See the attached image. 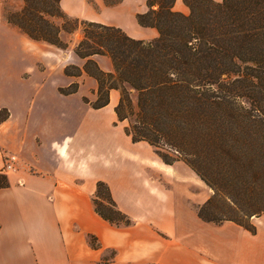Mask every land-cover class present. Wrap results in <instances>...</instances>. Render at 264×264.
<instances>
[{"label":"crops","instance_id":"crops-1","mask_svg":"<svg viewBox=\"0 0 264 264\" xmlns=\"http://www.w3.org/2000/svg\"><path fill=\"white\" fill-rule=\"evenodd\" d=\"M60 7L81 15L68 0ZM122 30L134 40L157 37L152 28ZM80 39L66 50L34 41L5 21L0 0V174L8 183L0 189V264H264V217L250 219L253 232L205 222L203 183L183 163L166 165L147 143L131 141L114 111L119 92L91 107L98 85L74 54ZM91 59L113 73L108 57ZM67 66L81 75H65ZM75 84V93L59 92ZM98 183L129 225L96 213Z\"/></svg>","mask_w":264,"mask_h":264},{"label":"trees","instance_id":"trees-1","mask_svg":"<svg viewBox=\"0 0 264 264\" xmlns=\"http://www.w3.org/2000/svg\"><path fill=\"white\" fill-rule=\"evenodd\" d=\"M13 1L22 7L4 10L5 21L34 41L66 50L61 33L80 30L74 54L97 82L93 109L107 106L110 92L118 91L114 111L127 123L125 133L133 143H147L166 165L185 162L249 221L264 215V0H183L187 15L174 11L175 0H144L147 10L136 19L156 30L149 42L116 27L70 18L61 0ZM96 55L110 59L113 73L99 70L91 59ZM82 71L67 66L64 74L79 77ZM77 86L59 92L70 95ZM163 148L174 154H162ZM210 162L224 165L209 173L212 181L201 170ZM7 186L0 174V189ZM211 200L198 210L202 220L231 221L254 231L238 219H206L204 208ZM93 204L110 224H130L102 183Z\"/></svg>","mask_w":264,"mask_h":264},{"label":"rangeland","instance_id":"rangeland-1","mask_svg":"<svg viewBox=\"0 0 264 264\" xmlns=\"http://www.w3.org/2000/svg\"><path fill=\"white\" fill-rule=\"evenodd\" d=\"M221 2L222 0L217 1V3H221ZM68 4L70 5V8L72 10H74L79 14L81 13V15L78 17H71L73 19H78L79 21H85V22L98 23L105 26L116 27L119 28L120 30L125 28L128 31H132V33L141 32L145 30L144 27H141L138 24L136 19V16L138 14L144 13L147 10L144 0H103V6L97 4L94 0H68ZM174 6L175 8H180L184 11L186 10V13H182V12L179 13H182L184 15H187L189 13L188 9L183 3V0H175ZM3 7L6 12H15L21 9L22 3L18 1L13 2L11 0H3ZM102 7H104L105 9L102 10ZM55 22L56 24H59L58 21ZM80 37H82L80 30H78L76 33H74L71 36L66 35L64 33H61L60 35L62 42L68 44L71 43V45L74 44L76 40L80 39ZM145 42H149V41H145ZM3 115H4L3 113L0 115V119L3 118ZM161 153L167 155L174 154L173 152L169 151V149L166 148H163ZM171 158L175 159L174 157ZM176 162L183 163L192 171V169L188 165H186L185 162L181 160H178ZM202 167L203 169L201 168V170L203 174L205 175L207 174L206 176L208 177V179H210L211 172H214V174H216L219 170H221L224 167V165L219 164L218 162H210V163H205ZM198 178L201 180L200 177ZM201 182L203 183L205 192H207L210 195V199H212L210 205L209 206L206 205V207L204 208L203 216L206 219H215V220L238 219L240 222L244 224L249 223V218L245 217L244 214L245 212L241 213L239 211H236L232 206V204L230 203V201H227L223 196L216 194L214 187H211L212 188L211 189L205 182H203L202 180ZM214 182L216 183V185L218 184V182L215 179L213 183ZM225 182L226 181H222L221 186H223ZM101 193L102 195H104L105 193L104 190H101ZM259 216L264 217V215H259Z\"/></svg>","mask_w":264,"mask_h":264},{"label":"built area","instance_id":"built-area-1","mask_svg":"<svg viewBox=\"0 0 264 264\" xmlns=\"http://www.w3.org/2000/svg\"><path fill=\"white\" fill-rule=\"evenodd\" d=\"M9 160H10V162H13L14 160H15V158L14 157H11V158H9ZM6 170H11L12 168H11V165L8 163L7 165H6V168H5Z\"/></svg>","mask_w":264,"mask_h":264}]
</instances>
